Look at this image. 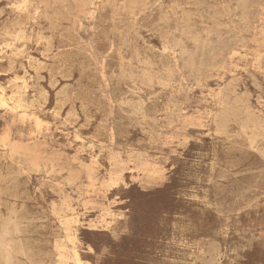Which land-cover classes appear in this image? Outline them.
I'll return each mask as SVG.
<instances>
[{
	"label": "rangeland",
	"instance_id": "1",
	"mask_svg": "<svg viewBox=\"0 0 264 264\" xmlns=\"http://www.w3.org/2000/svg\"><path fill=\"white\" fill-rule=\"evenodd\" d=\"M0 9V264H264V0Z\"/></svg>",
	"mask_w": 264,
	"mask_h": 264
},
{
	"label": "bare ground",
	"instance_id": "2",
	"mask_svg": "<svg viewBox=\"0 0 264 264\" xmlns=\"http://www.w3.org/2000/svg\"><path fill=\"white\" fill-rule=\"evenodd\" d=\"M41 2V1H40ZM225 4V3H224ZM155 5V4H154ZM153 5V6H154ZM39 6H41L40 4H39ZM160 7V6H159ZM162 8V7H161ZM1 10V9H0ZM2 11H3V9H2ZM30 16H31V14H30ZM59 16V15H58ZM57 16V17H58ZM141 18V17H140ZM139 19V18H138ZM172 19V18H171ZM40 20V19H39ZM142 20V19H141ZM170 20V19H169ZM97 21H98V19H97ZM141 23V22H140ZM55 25V24H54ZM163 25V24H162ZM171 25V24H170ZM179 27V26H178ZM68 28V27H67ZM140 28V27H139ZM170 28V27H169ZM180 28V27H179ZM137 29V28H136ZM172 29V28H171ZM170 29V30H171ZM152 31V30H151ZM73 33H71V35H72ZM156 34V33H155ZM74 35V34H73ZM78 37V36H77ZM173 38V37H172ZM182 38V37H181ZM74 43H72V45H73ZM76 45V44H75ZM74 45V46H75ZM99 48V47H98ZM79 49V48H78ZM105 49V48H104ZM139 49V48H138ZM58 51V50H57ZM83 51V50H82ZM116 52V51H115ZM84 53V52H83ZM128 53V52H127ZM148 53V52H147ZM112 54V53H111ZM110 54V55H111ZM124 54V53H123ZM90 55V54H89ZM54 57V56H53ZM133 57V56H132ZM83 59V58H82ZM94 61V60H93ZM108 61V60H107ZM88 63H90V62H88ZM58 65V64H57ZM32 67V66H31ZM121 69V68H120ZM111 70V69H110ZM62 75H65L64 73L62 74ZM67 76V75H66ZM69 76V75H68ZM71 77V76H70ZM110 77V76H109ZM69 79V78H68ZM57 81V80H56ZM1 82V81H0ZM66 82V81H65ZM111 82V81H110ZM54 83V82H53ZM102 83V82H101ZM3 85H4V83H3ZM51 85V84H50ZM117 86V85H116ZM68 87V86H67ZM73 87V86H72ZM102 87V86H101ZM99 88V87H98ZM97 90V89H96ZM44 91V90H43ZM61 91V90H60ZM101 91V90H100ZM116 91V90H115ZM61 94V93H60ZM26 98V97H25ZM94 99V98H93ZM28 100V99H27ZM93 101V100H92ZM18 102V101H17ZM57 103V102H56ZM27 105H28V103H27ZM99 105V104H98ZM24 107V106H23ZM28 108H30V107H28ZM101 109V108H100ZM48 110V109H47ZM54 115V114H53ZM65 116V115H64ZM69 116V115H68ZM71 116V115H70ZM95 120V119H94ZM102 121V120H101ZM100 122V121H99ZM101 123V122H100ZM102 124V123H101ZM118 126V125H117ZM125 132H127L126 130H125ZM147 134V133H146ZM34 170V169H33ZM32 169H31V171H33ZM8 183V182H7ZM36 185V184H35ZM9 217V216H8ZM5 219H7V218H5ZM9 219V218H8ZM25 219V218H24ZM5 221V220H4ZM9 222V221H8ZM16 222V221H15ZM4 223V222H3ZM15 224V223H14ZM19 226V225H18ZM1 227H2V225H1ZM13 227H14V225H13ZM10 228V227H9ZM12 229V228H11ZM16 233V232H15ZM10 232H9V230L8 229H3L1 232H0V253H2V255H3V250H2V248H5L4 246L6 245V244H8V242H9V238H10ZM12 238V237H11ZM12 240V239H11ZM11 247H12V244H11ZM7 248V247H6ZM5 248V249H6ZM8 248H9V246H8ZM12 249V248H11ZM9 250V249H8ZM7 250V252H9ZM6 252V251H5ZM7 254V253H6ZM9 255H11V254H9ZM6 257H7V255H6ZM10 257V256H9ZM9 259V258H8ZM80 262V261H79Z\"/></svg>",
	"mask_w": 264,
	"mask_h": 264
}]
</instances>
